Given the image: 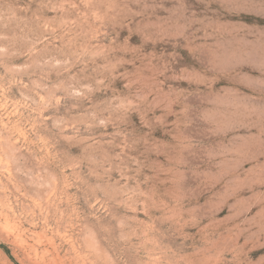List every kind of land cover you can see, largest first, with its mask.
Returning a JSON list of instances; mask_svg holds the SVG:
<instances>
[{
  "label": "clouds",
  "instance_id": "clouds-1",
  "mask_svg": "<svg viewBox=\"0 0 264 264\" xmlns=\"http://www.w3.org/2000/svg\"><path fill=\"white\" fill-rule=\"evenodd\" d=\"M180 3L173 15L184 21L182 31L135 30L146 42L179 36L189 45L196 24L206 38L243 31L199 18L185 0ZM159 6L157 0H0V242L17 248L20 264H264V257L242 258L245 245L264 247V191L232 205L229 220L257 211L227 235L215 221L201 227L183 188L184 153L195 146L183 134L191 122L187 107L176 110L183 92L165 90L160 77L168 78L170 64L162 55L119 40L118 29L133 30L136 17H150ZM259 41L249 47L237 39L229 59L244 63L256 56L264 72V32ZM191 78L206 82L198 74ZM117 80L126 81L125 90L114 86ZM255 83L259 95L229 90L203 114L216 134L259 129L238 137L240 147L208 150L209 161L222 157L218 167L234 177L209 212L244 188L264 186V164L241 175L245 163L264 155V80ZM134 115L153 130L174 116L175 143L138 135ZM141 144L167 163L141 160L145 152L133 155ZM223 174L211 168L202 173L206 183Z\"/></svg>",
  "mask_w": 264,
  "mask_h": 264
},
{
  "label": "rangeland",
  "instance_id": "rangeland-1",
  "mask_svg": "<svg viewBox=\"0 0 264 264\" xmlns=\"http://www.w3.org/2000/svg\"><path fill=\"white\" fill-rule=\"evenodd\" d=\"M157 4L161 6L156 7L155 12L150 17L135 18L131 25L133 30L118 29L119 40L123 42L127 39L131 46L141 47L145 53L155 52L169 62L170 69L166 74L168 78L160 77V79L164 80L166 91L174 88L183 92V105L176 106V110L179 111L182 106L187 107L188 119L191 122L183 128V134L195 145L184 153L183 171L186 179L183 188L189 197L187 206L197 209V215L202 221L201 227L215 221L219 223L218 231L227 235L226 229L233 228L241 220L254 216L257 211V209H253L246 216L229 220L228 217L233 214L232 205L238 199H247L255 192L264 191V186L255 185L252 188H244L236 196L222 204L220 209L209 212L212 205L220 203L221 197L228 190L234 177L228 174L223 167H218L222 157L218 156L210 162L207 152L209 149L221 152L240 147L244 141L238 137L258 135L259 129L240 128L226 134H216L212 131L213 126L203 119V114L215 109L221 101L226 100V92L229 90L246 96L259 95L260 85L255 82L264 80V72L254 62L258 60V57L254 56L253 61L250 62L237 63L235 60L229 59L228 53L233 48L235 41L241 38L249 47L259 46V35L264 32V0H185L188 8L194 10L199 18L219 19L243 29L235 37L225 34L215 38H206L204 31L199 30L202 26L196 24L188 32V38L194 41L191 45L179 36H166L155 43L146 42L143 33L135 30L138 25L141 27L148 25L151 30H156L159 26L167 27L170 32L183 30L180 25L184 21L179 20L178 14L173 15V12L181 7L180 0H157ZM178 20L179 23H177ZM198 45L201 47L197 48L196 51L191 50ZM126 68L129 71L135 70L132 65H127ZM197 74L206 78L204 84H198L191 78ZM146 75H150V73H146ZM174 76L183 78L173 79ZM125 83L124 80H117L114 86L125 90ZM249 83L252 84L251 87ZM149 99L152 100L154 97H149ZM159 114L160 110L157 109L156 115ZM132 119L138 135H146L149 140L158 138L169 143H175L171 135L174 130L172 124V121L175 120L174 116L168 118L167 127H156L155 130L145 127L138 115H134ZM149 147L150 145L141 144L139 151L134 152L133 155L139 156L140 152H145V156H140L141 160L146 158L149 160L159 159L167 163L165 157H157L155 153L146 152ZM74 151H78V149H74ZM258 164H264V155L257 153L255 159L244 164L241 175L247 169ZM209 168L213 173L224 172L223 175H220L219 182H205L202 173ZM243 227L248 228L249 225L245 224ZM190 231L196 230L190 229ZM251 231L255 232L257 228L253 226ZM249 234V232H245L240 236L239 243L241 245H245V240ZM244 251L247 252V257L242 258L250 259L253 262H259L261 257H264V247L253 248L251 244H247L244 246ZM225 256L228 260L232 259L231 253H226ZM0 264H20L19 252L11 242H0Z\"/></svg>",
  "mask_w": 264,
  "mask_h": 264
}]
</instances>
